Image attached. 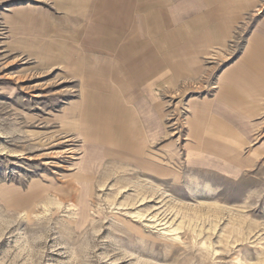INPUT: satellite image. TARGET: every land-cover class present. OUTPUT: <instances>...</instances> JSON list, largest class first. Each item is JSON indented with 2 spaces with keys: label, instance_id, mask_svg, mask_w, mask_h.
<instances>
[{
  "label": "rangeland",
  "instance_id": "obj_1",
  "mask_svg": "<svg viewBox=\"0 0 264 264\" xmlns=\"http://www.w3.org/2000/svg\"><path fill=\"white\" fill-rule=\"evenodd\" d=\"M110 2L0 0V264H264V0Z\"/></svg>",
  "mask_w": 264,
  "mask_h": 264
},
{
  "label": "crops",
  "instance_id": "obj_2",
  "mask_svg": "<svg viewBox=\"0 0 264 264\" xmlns=\"http://www.w3.org/2000/svg\"><path fill=\"white\" fill-rule=\"evenodd\" d=\"M121 3H122V0H111V2H110L111 10L109 11L110 14H108L107 19H105V20L102 19L103 21L102 20L101 21L102 22H106L107 21V23H109L111 25L113 24L110 27L114 26L115 28L123 29L124 25H125V22H123V21L121 22V20L122 19H124V20L127 19V11L123 10V9L126 10V8L123 6L124 3H122L123 5ZM166 14H167V12L165 10H163V11H161L159 13V15H160L159 22H160V24L166 23V24L169 25V24H171L173 22V20L170 19L168 17V15H166ZM115 18L118 19L119 22H117V21L115 22L114 21ZM145 50H146L145 53L141 54L140 57H138V60L136 61V62L140 63L141 65L146 61V57H148L147 54L150 53L149 56L152 55L150 48L145 47ZM205 142L210 143L208 139H206ZM210 144H212V143H210ZM240 165L241 164H239L238 166H240Z\"/></svg>",
  "mask_w": 264,
  "mask_h": 264
}]
</instances>
